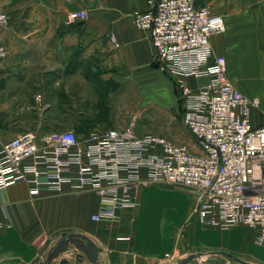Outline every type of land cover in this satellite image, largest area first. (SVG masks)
<instances>
[{
  "label": "crops",
  "instance_id": "crops-1",
  "mask_svg": "<svg viewBox=\"0 0 264 264\" xmlns=\"http://www.w3.org/2000/svg\"><path fill=\"white\" fill-rule=\"evenodd\" d=\"M147 2L0 0V12L9 15L3 35L7 54L0 59V148L22 132L43 135L52 126L85 127L82 133L137 126L145 111L157 108L179 118L177 81L158 70L150 33L132 22L135 11L148 10ZM196 4L224 18L226 31L212 38L214 54L226 58L236 87L255 96L232 69L264 73V0ZM80 10L88 11L89 19L69 24L68 15ZM253 89L260 90L255 96L260 107L252 113L253 126L259 128L264 126V81ZM30 190L24 183L0 190V264H43L63 233L93 240L102 250L100 264H177L191 254H202L192 264H224L225 259L264 264L256 230L203 226L187 188L144 186L139 205L121 210L120 220L111 225L92 220L100 208L92 192L66 189L61 195L33 197ZM83 262L90 264L85 257Z\"/></svg>",
  "mask_w": 264,
  "mask_h": 264
},
{
  "label": "built area",
  "instance_id": "built-area-1",
  "mask_svg": "<svg viewBox=\"0 0 264 264\" xmlns=\"http://www.w3.org/2000/svg\"><path fill=\"white\" fill-rule=\"evenodd\" d=\"M147 4L132 22L150 33L158 70L177 81L179 118L198 152L164 137L139 136L134 125L86 135L29 130L0 148V190L24 183L33 197L92 192L100 205L92 220L111 225L121 210L139 205L142 187H183L195 197L194 216L203 226L227 231L243 225L256 230V243L264 245V126L252 122L260 99L240 91L226 58L214 54L212 38L226 31L225 20L196 0ZM88 19V11L80 10L67 22ZM8 24L9 15L0 12V59L7 54ZM190 79L205 81L193 88Z\"/></svg>",
  "mask_w": 264,
  "mask_h": 264
},
{
  "label": "rangeland",
  "instance_id": "rangeland-1",
  "mask_svg": "<svg viewBox=\"0 0 264 264\" xmlns=\"http://www.w3.org/2000/svg\"><path fill=\"white\" fill-rule=\"evenodd\" d=\"M232 71L234 72L236 76H239L243 84H246L250 89H252V92H251L252 94H254L255 96H258V93L260 94V90L257 93L255 89L253 88L256 82L260 83L264 81L263 72H258V75H255V72L253 70L247 69V68L241 69L236 65L234 66V70L232 69ZM188 83L189 85L191 84L200 85L198 81L196 82V81L188 80ZM237 88L239 89L238 86ZM244 94L247 95L246 93ZM69 96H71V94H69ZM126 96L124 100H126ZM255 96H252V97H255ZM66 104L70 105V101L69 103H66ZM56 111H57L56 108H54L53 106L51 112H56ZM175 117L176 119L172 117L171 111H164L161 108H157L155 110H147L144 113L143 119H141L139 123H137V126H135L136 132L139 136L152 135V136L164 137L176 144L187 145L193 152H198V149L196 147V140L190 134V132L182 125L181 121L178 118V115H176ZM41 128H46V127H41ZM47 128L52 129L50 133L69 130L67 129V127H62V126H59V127L52 126V127H47ZM84 130H85V127H79L78 131L76 130L75 131L79 133L80 135L88 134V133H82L84 132ZM171 187H174V186H171ZM195 262H197V260H194L192 263H195ZM224 262H228V261H226L225 259ZM206 263L221 264V262H219L218 260H208ZM228 264H241V263H235L231 259L229 260Z\"/></svg>",
  "mask_w": 264,
  "mask_h": 264
},
{
  "label": "water",
  "instance_id": "water-1",
  "mask_svg": "<svg viewBox=\"0 0 264 264\" xmlns=\"http://www.w3.org/2000/svg\"><path fill=\"white\" fill-rule=\"evenodd\" d=\"M101 252V248L89 237L80 233H63L43 264H53L54 261H59V264H83L84 257L90 264H100ZM67 254H70V258L66 257ZM201 256L202 254H191L177 264H192Z\"/></svg>",
  "mask_w": 264,
  "mask_h": 264
},
{
  "label": "trees",
  "instance_id": "trees-1",
  "mask_svg": "<svg viewBox=\"0 0 264 264\" xmlns=\"http://www.w3.org/2000/svg\"><path fill=\"white\" fill-rule=\"evenodd\" d=\"M181 108V107H180Z\"/></svg>",
  "mask_w": 264,
  "mask_h": 264
}]
</instances>
